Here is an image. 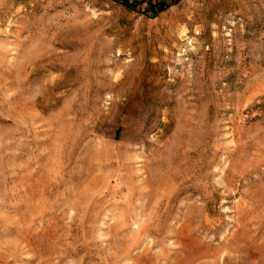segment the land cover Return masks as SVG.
<instances>
[{"label": "rangeland", "instance_id": "374dc122", "mask_svg": "<svg viewBox=\"0 0 264 264\" xmlns=\"http://www.w3.org/2000/svg\"><path fill=\"white\" fill-rule=\"evenodd\" d=\"M163 1L0 0V264H264V0Z\"/></svg>", "mask_w": 264, "mask_h": 264}, {"label": "trees", "instance_id": "16d2710c", "mask_svg": "<svg viewBox=\"0 0 264 264\" xmlns=\"http://www.w3.org/2000/svg\"><path fill=\"white\" fill-rule=\"evenodd\" d=\"M120 1L126 7H132V5L136 2L150 3L151 9L152 11H154L155 15L160 12H164L167 9V5L163 0H120ZM175 1H179V0H175Z\"/></svg>", "mask_w": 264, "mask_h": 264}]
</instances>
